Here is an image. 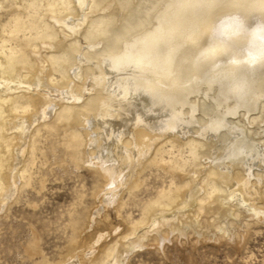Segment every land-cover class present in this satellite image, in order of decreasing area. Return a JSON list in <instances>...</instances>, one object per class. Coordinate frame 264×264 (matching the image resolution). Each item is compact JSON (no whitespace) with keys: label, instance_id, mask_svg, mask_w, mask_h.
<instances>
[{"label":"bare ground","instance_id":"6f19581e","mask_svg":"<svg viewBox=\"0 0 264 264\" xmlns=\"http://www.w3.org/2000/svg\"><path fill=\"white\" fill-rule=\"evenodd\" d=\"M67 163L95 185L57 264L242 242L264 223V0H0V216Z\"/></svg>","mask_w":264,"mask_h":264},{"label":"rangeland","instance_id":"374dc122","mask_svg":"<svg viewBox=\"0 0 264 264\" xmlns=\"http://www.w3.org/2000/svg\"><path fill=\"white\" fill-rule=\"evenodd\" d=\"M53 144L62 150L51 137L49 146ZM60 156L61 152L51 153L50 161ZM46 172L48 181L42 193L25 189L9 216H0V264H57L74 244L71 214L81 208V201L91 200L94 178L84 168L78 170L71 163L54 164V171ZM162 183L163 178L152 174L148 189L139 193L127 211L139 218L140 206ZM34 230L41 238L43 253L31 257L26 248L35 237ZM170 239L161 246L138 249L126 264H264V223H252L240 243L228 237L204 240L195 233Z\"/></svg>","mask_w":264,"mask_h":264}]
</instances>
